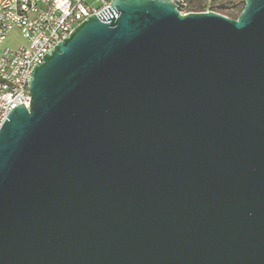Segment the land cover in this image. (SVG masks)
I'll list each match as a JSON object with an SVG mask.
<instances>
[{
  "label": "water",
  "instance_id": "1",
  "mask_svg": "<svg viewBox=\"0 0 264 264\" xmlns=\"http://www.w3.org/2000/svg\"><path fill=\"white\" fill-rule=\"evenodd\" d=\"M238 3L113 0L49 50L0 129V264H264V0Z\"/></svg>",
  "mask_w": 264,
  "mask_h": 264
},
{
  "label": "built area",
  "instance_id": "2",
  "mask_svg": "<svg viewBox=\"0 0 264 264\" xmlns=\"http://www.w3.org/2000/svg\"><path fill=\"white\" fill-rule=\"evenodd\" d=\"M112 4L113 0H0V46L14 28L25 39L17 48L0 51V129L12 110L30 106L33 69L49 50L90 15L115 16Z\"/></svg>",
  "mask_w": 264,
  "mask_h": 264
},
{
  "label": "trees",
  "instance_id": "3",
  "mask_svg": "<svg viewBox=\"0 0 264 264\" xmlns=\"http://www.w3.org/2000/svg\"><path fill=\"white\" fill-rule=\"evenodd\" d=\"M240 0H184L185 10L187 11H205L213 9L223 13L231 18H237L244 8V4L238 3ZM232 4L229 8H219L218 4ZM234 4H236L234 6Z\"/></svg>",
  "mask_w": 264,
  "mask_h": 264
},
{
  "label": "rangeland",
  "instance_id": "4",
  "mask_svg": "<svg viewBox=\"0 0 264 264\" xmlns=\"http://www.w3.org/2000/svg\"><path fill=\"white\" fill-rule=\"evenodd\" d=\"M4 40V43H2L0 46V51L6 47L17 48L25 43V39L21 31L17 28L12 29Z\"/></svg>",
  "mask_w": 264,
  "mask_h": 264
}]
</instances>
